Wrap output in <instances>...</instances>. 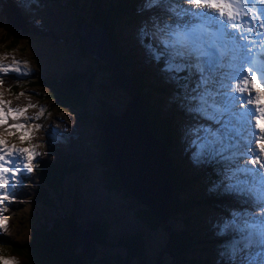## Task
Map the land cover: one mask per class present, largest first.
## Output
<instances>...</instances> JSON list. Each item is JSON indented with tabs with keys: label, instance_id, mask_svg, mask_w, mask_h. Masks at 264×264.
<instances>
[{
	"label": "rangeland",
	"instance_id": "rangeland-1",
	"mask_svg": "<svg viewBox=\"0 0 264 264\" xmlns=\"http://www.w3.org/2000/svg\"><path fill=\"white\" fill-rule=\"evenodd\" d=\"M13 1L17 5L23 6L26 11L25 13L28 14L26 22L30 25L27 24L25 28L17 5L14 3L8 4L2 11L3 14L0 12V18L4 19V15L9 21V14L19 21L18 24L22 25V28L16 27L9 21L14 28L22 29V32H25L24 35H27L31 32L29 28L33 27L35 33L32 32L33 34L30 38L24 36V38H27L24 41L28 44L21 45L22 50L14 49V52H9L8 55H0V65L12 67L15 65L16 67L17 65L14 61L24 62L25 69L17 73L20 76H23L25 72L32 73V76H29V80L32 81H38L40 77L43 76L44 78L46 75L66 77V75L75 72L82 74L87 69L89 70V76L87 74V77L84 79L85 92L80 85L85 107L61 108L53 104V100L48 95V89L44 88L33 86L22 88L19 94L15 96H10L5 90L0 89V100L6 103L10 102L11 108L23 109L27 107V112L24 115L26 117H37L34 121L26 119L27 130L31 133L29 143L21 139L22 137L19 132L11 133L15 137H20L17 141H11L10 138L6 137L8 132L4 130L5 125L0 126L2 147L7 149L34 148L35 152L39 153L32 162L33 170L20 175L17 183L12 185L13 194L8 199L0 201V219L8 220L6 226L0 225V236L6 239H25L30 235L31 227L34 225L36 219L38 220L39 218V223H46L48 226H51L54 221L60 223V220H62L63 222L67 213L72 210L76 214L75 217L72 216L75 223L83 230L88 229V224L91 222H97L98 225L103 223L108 225L105 230L107 235L103 243L97 246V251L93 250L94 257L88 264H158L159 260H161L162 264L172 263L175 261V258L170 255L168 241L170 240L169 234L173 230L186 231L191 240H195V245L192 249L183 255L186 262L191 260L197 261L199 259L203 261L206 257H208L207 259L212 257V263L210 262L209 264H228L226 257L221 256V253L227 247L218 248L220 243L215 240L225 239V241H229L236 238V236L234 234L219 235V225L225 220L231 219L233 212L244 213L248 216H260V214L264 213L257 212L260 205V202L257 200L252 201V198L237 193H226L223 186L220 189L213 190L214 182L223 179L224 174L228 171L230 162L219 158L202 165H195L192 162L188 129L195 124L208 126L211 122L203 117L194 116V114L189 113L185 102L179 101L180 97L176 99L177 109L174 113L168 110L170 107L167 108L163 104L160 105L163 117L169 116L175 119L174 133L176 145L174 144L175 156H173L176 160H178L177 156L181 160L182 157L184 158V162L186 161L189 165V175L191 173L200 174L202 171L204 175L205 170L207 171L206 165L211 163H215V167L221 169L219 176L215 180H211L205 174L206 177L201 179V184L197 185L196 189L193 188L190 191L193 194L202 189L205 195L208 192L213 193L216 191L218 195L213 197L215 205L209 207V209L203 207L201 212L198 213V222L193 221L195 215L192 213V209H189L185 213L178 212L170 215L171 217L168 216L167 200L172 193L170 186L173 187V184L169 185L167 182V168L165 167L164 175L160 178L162 196L158 201L159 204L157 202V205L164 208V211H161L163 219H159L160 222L156 227H152L138 218L139 209L146 208L145 205L137 201L130 194L126 195L124 191L118 192L108 189L102 177L105 168L100 162L102 147L100 145V127L97 125V120L103 113L115 116L117 120L121 119L123 113L130 106L129 104H133L130 110L132 114L131 120L134 125L140 127L142 134L150 139L149 135H152L151 131L149 128L145 129L143 127V124H145V121H142V116L144 117L143 102L129 93L127 87L131 77L128 75L131 76L132 74L135 76L141 74L139 71H147V77L151 80L152 85L153 83L156 84L161 76L166 78V75L161 71L163 65L154 67L156 66V59L149 52L148 47L139 41L135 45L132 35H138L142 29H145L153 37L151 38V42H154L152 46L161 49L162 45L157 34V29L164 28L166 25L175 26L183 19L188 20V16L178 15V20L174 17L182 9L178 7L179 5L189 6L190 4H185L184 0H179V2L172 0L174 1L173 3L158 4L147 12L143 8L144 0L136 1V10L138 11L132 12V16L123 20L115 31L116 34H119V43L115 46L118 49L119 57L124 62L128 61L127 75L123 72L124 66L122 63L116 65L114 59H112L114 56L109 51L108 46L103 50V55L106 56L107 61L96 54L90 55L80 49L77 33L79 32V27L77 28V18L75 17V10L71 7V0ZM75 1L79 8H83V11H79L80 17L87 20L90 16H93V12L88 14V10L84 11L87 8L84 0ZM115 1L103 0L104 4L109 2L114 3ZM136 14H140V16L138 17ZM84 24V31H86L87 35L84 42L86 50L95 53L94 46L90 43L92 41L91 35L94 36L99 34L98 32L103 31L98 27L93 28L87 23ZM145 26L149 29L151 26L152 30L149 31ZM110 45V48L114 49L112 41H110ZM114 73H117V77ZM88 79L91 84L86 83ZM164 96L162 103L165 104L170 103L172 101L171 98L175 97L171 93H167ZM181 99L183 100V97ZM42 110L43 115H41ZM179 111L183 113L187 111V114H181ZM146 112L147 110L145 109ZM105 118L107 120L108 116L105 115ZM37 125L41 127L37 128ZM157 139L162 143L159 138ZM55 146L59 147L63 151V154L70 159L74 158L81 162L83 169L67 176L64 180L62 191L51 194V201L46 205L47 207L43 204L35 206V202L29 200L32 198V194H34V189L38 186V177L35 175L34 167H37L38 163L46 159L54 161L56 155ZM0 154H3L2 151H0ZM250 159H243L241 164H250ZM231 167L234 168L235 164H231ZM244 178L242 175L241 179ZM227 183L229 181L225 180L224 184L226 185ZM139 192L144 200L150 202V196L146 194L144 187ZM6 193L7 190H5ZM221 199H224V203H226L225 207H222L219 201H216ZM191 204H193L192 201L188 203V206H191ZM152 205L154 204L152 203ZM36 207L41 208V210L47 208V210L46 212H41ZM38 211L41 212L40 216L38 215ZM168 229L170 232H168ZM135 236H139L143 240L142 260L138 256L133 257L130 255L132 254L129 249L132 246L131 243L127 245L126 249L123 245L117 243L118 239L122 237L132 240ZM85 247L86 249L88 248L86 243ZM7 248H10L8 243H0V251H7ZM127 249L130 254L126 251ZM216 255L220 256L221 259H216ZM115 257L120 259H115ZM109 259H113L114 261L110 262ZM7 260H14L17 264V260L13 257H8ZM21 262H18V264H21Z\"/></svg>",
	"mask_w": 264,
	"mask_h": 264
},
{
	"label": "snow or ice",
	"instance_id": "snow-or-ice-1",
	"mask_svg": "<svg viewBox=\"0 0 264 264\" xmlns=\"http://www.w3.org/2000/svg\"><path fill=\"white\" fill-rule=\"evenodd\" d=\"M246 2L251 4L253 0ZM159 3L160 0H144L143 8L150 11ZM188 3L196 7L181 9L177 15H191L193 19L199 18L201 23L177 26L176 29L170 25L158 28L162 48L149 44L148 50L157 61L166 57L161 71L182 89L187 111L211 122L208 126L195 124L188 129L192 162L202 165L218 158L230 162L223 179L214 182L213 190L223 186L226 193L254 198L264 207V161L260 160L264 154V105L261 104V94L257 92L253 96L249 89L250 84L264 80V63H256L253 57L251 42L246 39L251 35L249 28L243 31L238 28V25L255 27L259 24L260 30L256 34L264 38V21L247 14L237 20L236 13L231 10L233 3L226 0H188ZM258 11L264 17V6ZM208 27L216 31L208 32ZM220 29L230 38L222 44L219 43ZM141 35L146 37L148 32L142 29ZM260 60L264 61V56ZM14 63L17 65L14 68L0 65V77L9 71L21 72L20 62ZM253 72L259 75L245 79ZM233 81H243L244 86L239 88V93L248 92V95H240L236 91L238 85ZM241 102L255 103L256 107L241 108ZM26 112L27 107L11 108L10 102L0 100V126L8 125L12 120L14 123L8 125V131L30 138L26 124L19 121L22 118L34 121L37 117H26ZM2 145L0 141L3 153L0 154V201L13 194L12 185L24 172L33 170L32 162L39 155L34 148L7 149ZM240 158H251L250 164H241ZM233 163L234 168L231 167ZM257 164L260 167L250 166ZM242 175L244 179H241ZM225 180L229 181L226 185ZM7 224V219H0V225ZM218 234L236 236L228 241V247L221 253L228 264H264V216L233 212L231 219L219 225ZM0 264H16V261L0 258Z\"/></svg>",
	"mask_w": 264,
	"mask_h": 264
},
{
	"label": "trees",
	"instance_id": "trees-1",
	"mask_svg": "<svg viewBox=\"0 0 264 264\" xmlns=\"http://www.w3.org/2000/svg\"><path fill=\"white\" fill-rule=\"evenodd\" d=\"M84 1L87 4V8H85L84 11L88 10V14L93 12V16H90L87 20L80 17L79 15V11H83V8H79L76 5L75 0L70 1L71 7L75 10L77 28L84 23H87L89 26L91 25L94 28L98 27L104 31L106 38H108L107 43L109 47L111 46L110 41L114 43V49L110 48V51L111 54L115 56L116 65L122 63L124 66L123 72L128 75V61L124 62L123 59H120L118 49L115 47L119 43V34H116L115 31L117 28H119L123 20H126L127 17L132 16V12L138 11L136 10L137 0H116L114 3L109 2L106 4H104L103 0ZM10 3L17 5V3L13 0H0V12L2 14V11ZM17 9L26 28L27 24L30 25L28 22H26L28 14L25 13L26 11L22 5H17ZM136 16L139 17L140 14H136ZM3 17L4 19L0 18V55H8L9 52H14V49L22 50L21 45L28 44L26 41H24L27 39L24 38V36L30 38V36L35 33V29L33 27L29 28V31L31 32H29L27 35H24L25 32L23 33L22 29L14 28L7 20L6 16L3 15ZM130 30H132V28H130ZM77 33L80 49L86 52L83 45V36L79 32ZM132 38L135 42V45H137V41L147 47L149 44L152 43L151 45H153L154 43L151 42L150 37L142 36L141 33L138 35L133 34ZM163 60V57L160 61L156 60V66L154 67L162 66ZM24 64V62H20V67L22 70L25 69ZM139 72L141 73L139 75H128L131 78L127 88L132 96L142 100V109L143 113L148 118L146 121L149 122V130L151 131L153 137L156 140L159 138L164 147H166L165 149L169 155L170 161L172 162L170 168L171 174L169 177H167V182L169 184H173V187L171 186L172 193L168 199V212H170L171 215L178 212L185 213L189 209H192V213L195 215L193 217V221L198 222V213L201 212L203 207L209 209V207L214 206L215 204L213 203V197H216L218 193L216 191L213 193L208 192L207 195H205V192H203L202 189H197L198 192H194L193 194L190 191L193 188L196 189V186L201 184V179L206 177L205 174H207V177L211 180H215L219 176L221 169L218 167L216 168L214 165L215 163H211L206 165L207 171L205 170L204 175L203 171L200 173L201 175L192 173L189 175V165L186 161L184 162V158L181 160L177 156V159L180 161L174 159V144L176 145V137L174 133L175 119L169 116L163 117L160 105L163 104L167 108L170 107L168 110H170L171 113H174V111L177 109V97H180L179 101L184 102V100L181 99V97H183L182 89H180L175 82L170 81L167 77L164 78V76H161L157 80L156 84L153 83L152 85L151 80H149L147 77L148 72ZM87 74L89 76L88 69L82 74L75 72L66 75V77L46 75L44 78L43 76L40 77L38 81H32L29 80V76H32V73L25 72L23 76H20L17 72L9 71L6 76L0 77V81H2L0 82V89L5 90L10 96H15L19 94L22 88L31 86L44 88L48 89V95L53 100V104H56L61 108L85 107L81 87L84 90V79L87 77ZM114 75L117 77V73H114ZM86 83L91 84L89 79ZM167 93L174 94L175 97L171 98L172 101L170 103L165 104L162 103V99ZM145 109L147 110L146 113ZM179 113L187 114V111L184 113L179 111ZM105 115L106 114L103 113L102 116L97 120V125L100 127V130L102 129L103 123L106 121ZM19 122L27 123L26 119L24 118H22ZM12 123H14V121H8V125ZM8 125L4 126V130L8 132L6 137L10 138L13 142L19 140L20 137H15L8 131ZM152 135L149 136L151 137ZM21 139L24 142L29 143V138ZM100 141V145L102 147L100 162L105 168V171L102 175L105 186L108 189L116 190L118 192L124 191L125 194L128 195L113 166L110 164L101 132ZM55 147L56 155L54 157V161L46 159L45 161L38 163L37 167H34L35 175L38 177V186L36 189H34V194H32V198L29 200L34 201L35 206H40L41 204L46 206L49 201H51V194L53 192L60 193L62 191L64 180L67 178V176L78 172L80 169H83L81 162L75 160L74 158L70 159L68 156L63 154V151L59 147ZM190 201H192L193 204L188 206ZM216 201H219L222 207L226 206L224 199ZM38 210H41V208ZM46 210L47 208L41 210V212H46ZM41 212L38 211L39 216L41 215ZM75 215L76 214L70 210L63 222L62 220H60V223L58 221H54L51 226H48L46 223H39L38 218V220L36 219L37 222L35 220L34 225L31 227L32 229L30 230V235L25 239H6L0 236V243L6 242L10 245V248H7V251H0V258L7 259L8 257H13L17 260V264L20 261H22L21 264H88L89 261H91L94 257H90L88 255L91 253V251L94 252L93 250L97 251V246L103 243L104 238L107 235L105 230L107 229L108 225L105 223L98 225L97 222H91L88 224V229L85 230L89 231L92 244V250L90 248L88 249V252L85 251L86 249H84V241H81L80 238H78V232L81 230V228L74 221ZM52 217L53 215L51 216V219ZM138 218L148 226L152 227H156L160 220L163 219L160 216L158 217L156 213L149 207L140 208L138 212ZM169 235L170 240L168 243L170 247V255L175 258V261L168 264L212 263V257L210 259H207L208 257H206V259H203V261L199 259L197 261L191 260L186 262L183 255L185 253L187 254V252L192 249V247L195 245V240H191L186 231L183 230H173ZM215 241L220 243L218 248L228 247V241H225V239H216ZM117 243H119V245H123L125 249L128 247L127 245L131 243L132 246H130L131 248L129 249L132 254L128 252V249L126 251L133 257L138 256L140 259L143 258V240L141 237L135 236L132 240L122 237L118 239ZM215 258L221 259V257L217 255ZM115 259L120 258L115 257ZM109 261L111 262L114 260L109 259ZM158 264H162L161 260H159Z\"/></svg>",
	"mask_w": 264,
	"mask_h": 264
},
{
	"label": "bare ground",
	"instance_id": "bare-ground-1",
	"mask_svg": "<svg viewBox=\"0 0 264 264\" xmlns=\"http://www.w3.org/2000/svg\"><path fill=\"white\" fill-rule=\"evenodd\" d=\"M174 1L179 2V0H174ZM174 1H172V0H160L159 5H162L161 3H173ZM183 2H185V4H189L188 0H184ZM226 2H232V0H226ZM190 6H191V4L189 6H186L185 9L189 8ZM212 10L215 11L216 9H212ZM246 14L249 15L248 11H246L243 14V16H245ZM8 16H9L8 17L9 21L11 22V24L13 26L22 28V25L18 24L19 21H17L13 17H11L9 14H8ZM145 28H147L149 31L152 30L151 26H150V29L147 26H145ZM80 29H81V27H80ZM98 33L99 34L94 35V36L91 35L92 41L90 40L91 41L90 43H92V45L94 46L93 49L95 50V54L100 56L101 58H104L105 61H107L106 56L101 55L100 51L102 50V52H103V50L106 49V46H108L109 51H110V47H109L108 43H106L108 38H106L104 31L98 32ZM81 34H82L83 40L85 42V39L87 36L86 31H81ZM105 38H106V41H105ZM116 58H117V56H116ZM163 58L165 59V57H163ZM112 59H114V61H115V56L112 57ZM226 62L227 61L225 60V63ZM118 78H119V76H118ZM118 82L120 83L119 80H118ZM129 105L130 106L127 108V110L121 116V119L117 120L115 117L108 116V119L103 123L102 131H104L106 133V135L109 137V141H108L107 145H108V148L110 149L112 155L114 154V155H116V157L119 156L122 159H124V161L127 162L128 178L133 177L134 183L136 185H138V187L141 190L144 187V191L146 192L147 195L150 196V202H148L147 200H144V202L147 203L158 216L163 218L161 211H164V208L157 205V202L159 201V199H161V196H162V189L160 186V178H162V176L164 175L165 167L167 168L166 169L167 170L166 178L170 176V174H171L170 168H171L172 162L170 161L169 155L165 149L166 147H164V145L162 143H160L158 140H156L153 137V135L151 136L150 139H148L147 137H145L142 134L140 127L133 124V122L131 120L132 114L130 112L133 104L132 105L129 104ZM146 119L148 120V118L144 114V117L142 116V121H145V124H143V127H145V129L149 128V122H147ZM142 141H144V143H142ZM169 161L171 162L170 164H169ZM116 162L118 163V161H116ZM121 168H124V164H123V167H121ZM124 175H125V172H124ZM169 185H171V184H169ZM147 195H145V196H147ZM147 198H148V196H147ZM151 202L154 205H152ZM158 204H159V202H158ZM260 216H264V214H260ZM83 236L86 237L85 234H83Z\"/></svg>",
	"mask_w": 264,
	"mask_h": 264
},
{
	"label": "water",
	"instance_id": "water-1",
	"mask_svg": "<svg viewBox=\"0 0 264 264\" xmlns=\"http://www.w3.org/2000/svg\"><path fill=\"white\" fill-rule=\"evenodd\" d=\"M83 26H85V24H83V25H81L80 27H81V29H80V27H79V33L81 34V31H84V27ZM82 35V34H81ZM83 45H84V48H85V50H86V45L84 44V40H83ZM86 52H88L89 54H91V55H95V53L93 52V51H89V50H86ZM100 54L101 55H103V52H102V50L100 51ZM106 116H109L108 114H106ZM113 117H115V116H113ZM116 118V117H115ZM102 127H103V125H102ZM101 134H102V136H103V139H104V146H105V149H106V154H107V156H108V159H109V161H110V164L113 166V168H114V170H115V172H116V174L118 175V177H119V179H120V181H121V183H122V185H123V187H124V189H126V191H127V193L128 194H130L131 196H133L137 201H139L140 203H142L143 205H145L146 207H149L152 211H153V209L147 204V203H145L144 202V199L141 197V195H140V192L139 191H141V189L138 187V185H136L135 183H134V180H133V177L132 178H128V166H127V162L126 161H124V159H122L121 157H119V156H117L116 157V155H112V153H111V151H110V149L108 148V141H109V137L106 135V133L104 132V131H102L101 130ZM116 157V158H115ZM116 161H118V163L116 162ZM122 162V163H121ZM171 162L169 161V164H170ZM123 164H124V168H121V167H123ZM124 172H125V175H124ZM169 175V174H168ZM123 176V177H122ZM135 179V178H134ZM135 185V186H134ZM133 191H131V190ZM137 194V195H136ZM138 196V197H137ZM141 197V198H140ZM167 205H168V200H167ZM169 210H168V207H167V212H168ZM157 215V214H156ZM158 216V215H157ZM168 216H170V212H169V215ZM168 232H170V230L168 229ZM83 234H85L86 235V237H84L83 236ZM78 238H80V240L81 241H84V244L86 243L87 245H88V248L86 249V247H85V245H84V249H86L85 251H88L89 252V250L88 249H90L91 248V250H92V244H91V238H90V233H89V231L88 230H79V232H78ZM85 238V239H84ZM83 245V244H82ZM82 248V247H81ZM84 249H82V250H84ZM94 255V252H92L91 251V253L88 255V256H93Z\"/></svg>",
	"mask_w": 264,
	"mask_h": 264
}]
</instances>
